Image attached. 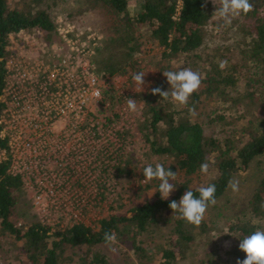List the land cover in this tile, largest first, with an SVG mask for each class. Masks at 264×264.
Segmentation results:
<instances>
[{
  "label": "trees",
  "instance_id": "1",
  "mask_svg": "<svg viewBox=\"0 0 264 264\" xmlns=\"http://www.w3.org/2000/svg\"><path fill=\"white\" fill-rule=\"evenodd\" d=\"M91 1L92 7L101 5L100 19L113 31L96 48L98 75L140 72L136 56L145 43L160 48L157 64L161 73L187 67L201 74L199 89L185 105L151 93L157 86L171 92L164 75L139 95L143 119L138 130L148 154L176 172L175 189L167 199H161L159 192L145 198L129 214H110L96 228L74 224L52 230L36 220L19 226L15 207L23 192L22 180L7 172V162H0V234L13 238L14 258L26 264H108L107 257L94 247L106 243L105 232L114 231L135 264H190L200 252L209 257L208 264H236L245 259L246 253L238 247L240 239L257 228L264 230V168L248 199L247 214L231 219L221 230L232 240L226 257L219 253L218 237L210 233L204 220L199 225L189 223L169 203L179 201L186 190L198 196L193 175L201 172L202 163L208 164L204 185L216 186L217 200L233 176L246 171L264 153V0H250L252 10L239 15L240 38L234 44L210 53L203 48L213 16L212 0H139L137 11L128 7L127 0ZM43 3L0 0V92L9 34L39 29L46 39L53 36L52 14ZM69 19L83 25L78 17ZM89 25L97 30L100 26ZM221 61H227L224 68L219 66ZM240 83L250 97L243 105L234 92ZM208 121L222 129L221 136L204 133ZM163 225H169L163 241L152 242Z\"/></svg>",
  "mask_w": 264,
  "mask_h": 264
},
{
  "label": "built area",
  "instance_id": "2",
  "mask_svg": "<svg viewBox=\"0 0 264 264\" xmlns=\"http://www.w3.org/2000/svg\"><path fill=\"white\" fill-rule=\"evenodd\" d=\"M53 25L50 39L39 29L9 34L0 92V162L21 178L36 221L52 230L74 224L96 228L99 220L118 213L113 209L117 168L124 166L131 132H139L143 103L138 94V110L127 108L138 92L129 88V72L95 71L102 33L63 13ZM103 208L108 214L94 219Z\"/></svg>",
  "mask_w": 264,
  "mask_h": 264
},
{
  "label": "rangeland",
  "instance_id": "3",
  "mask_svg": "<svg viewBox=\"0 0 264 264\" xmlns=\"http://www.w3.org/2000/svg\"><path fill=\"white\" fill-rule=\"evenodd\" d=\"M10 3L16 0H9ZM128 7L132 11L139 9V0H127ZM91 0H44L42 7H47L48 11L52 14L53 20L60 13L67 14L70 17H78L82 24L95 23L98 26V32L102 33V36L110 35L113 33L110 24L102 22L99 16V12L102 11L98 7L91 6ZM212 2L213 16L211 18V26L208 29V34L205 40L206 53H210L214 49L221 48L222 50L230 47L240 37L239 33V21H242L239 15L230 17V23L219 16V12L216 9L220 7V0ZM82 16V17H80ZM84 19V20H82ZM91 26V25H89ZM103 38V37H102ZM102 41V39H101ZM100 41V42H101ZM160 48L158 46H152L150 43H145L141 48V51L137 54L136 58L140 64V69L145 72L144 77V90L140 91V86L131 79L129 81L130 90H138L134 94L133 99H136V103H139L138 94L146 93L150 87L155 84L158 79H163V73H161L157 62L159 61ZM140 71V72H141ZM129 92V90H128ZM235 94L239 98L240 104L249 103L250 97L245 93L244 86L240 83L236 89ZM222 129L214 123L204 124V133L206 135L216 134L221 136ZM121 168H117L118 189L116 191L115 205L113 209L119 214H129L136 206L140 205L145 198L150 197L153 193H157L159 181L152 180L150 182L144 181L143 168L147 164L160 163L153 155L148 154L147 145L140 137V133L134 129L128 140V147L126 153L121 157ZM264 168V153L257 156L246 169V171L240 172L233 176L231 182H238V191H233L230 184L224 194L216 200L214 205H210L203 218L210 227V233L219 240V253L223 256H227V251L232 245L230 238L224 237L221 230L226 224L233 218L244 217L247 210L248 199L256 187L260 177L261 169ZM184 177L185 175H181ZM181 176L178 179H181ZM193 185L199 187L204 185L206 180V174L198 172L193 175ZM173 183V181H170ZM19 196V200L16 204L15 211L18 219V223H28L32 220H36L35 213L31 206V198L27 195L25 190ZM154 193V194H155ZM173 191L170 193V195ZM106 209L103 208L101 213L95 218L103 217L107 215ZM169 230V225H163L157 229L153 241L160 244ZM12 237L9 235L0 234V264H26L24 260H18L14 258V247L12 244ZM21 243L17 242L16 245ZM210 249L209 246L206 247ZM94 251L99 252L107 257L108 264H135L133 256L126 244H98L94 247ZM80 252V250H78ZM83 252V250H82ZM200 252V251H199ZM209 257L203 252L197 253V255L190 259V264H208ZM77 260V257H74ZM216 264L217 261H216Z\"/></svg>",
  "mask_w": 264,
  "mask_h": 264
},
{
  "label": "clouds",
  "instance_id": "4",
  "mask_svg": "<svg viewBox=\"0 0 264 264\" xmlns=\"http://www.w3.org/2000/svg\"><path fill=\"white\" fill-rule=\"evenodd\" d=\"M206 2V0H205ZM214 4L215 0H212ZM253 8L250 0H220V7L216 9L219 12V16L230 23V17L240 15L241 13L247 14ZM227 65V61H221L220 67L224 68ZM166 77L168 84L170 85L171 92L168 90H162L161 87H152L151 93L153 95L158 94L164 99H169L180 105L187 104L189 97L199 89L201 85V74L197 71H193L187 67H180L177 71H164L162 72ZM145 72H138L133 75V80L140 86V91L144 90V77ZM134 91H136L134 89ZM98 99L101 96L99 90L93 93ZM127 108L131 112L138 110L136 99H129L126 102ZM142 107V106H140ZM200 171L202 173L208 172V164L202 163L200 165ZM143 176L145 182L152 180H158V190L161 199H167L170 193L175 189L173 183L176 179V172H173L165 167L161 163L147 164L143 168ZM230 186L233 191H238V182H230ZM196 191L198 196L194 195L193 191L186 190L180 197L179 201L172 200L169 203V207L173 212H178L182 219L187 222L199 225L209 205L216 203V186L214 184L200 185ZM155 193V192H154ZM153 193V194H154ZM255 223V221L253 222ZM104 240L108 244H115L117 242L116 233L114 231H108L104 233ZM239 249L246 253V258L243 260H237L236 264H264V230L257 228L255 231L240 239L238 245Z\"/></svg>",
  "mask_w": 264,
  "mask_h": 264
}]
</instances>
